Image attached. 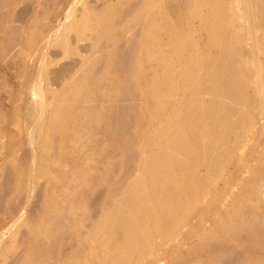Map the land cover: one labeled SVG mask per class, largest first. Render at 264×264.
Returning <instances> with one entry per match:
<instances>
[{
  "label": "bare ground",
  "instance_id": "6f19581e",
  "mask_svg": "<svg viewBox=\"0 0 264 264\" xmlns=\"http://www.w3.org/2000/svg\"><path fill=\"white\" fill-rule=\"evenodd\" d=\"M36 52L0 264H264V0H0V61Z\"/></svg>",
  "mask_w": 264,
  "mask_h": 264
},
{
  "label": "rangeland",
  "instance_id": "374dc122",
  "mask_svg": "<svg viewBox=\"0 0 264 264\" xmlns=\"http://www.w3.org/2000/svg\"><path fill=\"white\" fill-rule=\"evenodd\" d=\"M20 6H22V3L20 4ZM71 34H72V38H73V41H74L75 40V37L73 35L74 33L72 32ZM80 42H82V41H78V43H80ZM59 49L60 48H58L56 46H51L48 49L47 56H48V58L53 60L52 67H58L60 65L61 61L65 62V61H67V59L69 60L71 57L75 56L74 54H70L69 56H66L65 58L64 57L61 58L60 56H56L55 54L60 51ZM38 55H39V53L36 52L33 55V57H31L29 59L27 57H25L24 61H23V57L24 56L21 55L20 57L17 58V60H16L17 63L15 62V63H12V64H6V63H3L2 61H0V73H2L4 75V77L6 78L7 85H8V88H9L8 91H2L3 94L7 95L10 90L20 88V84L23 81V72H24V70H22L23 67L27 66V65L30 67L31 64H33V60L34 59H38ZM57 60H59V61L61 60V61L58 63ZM18 63H21V66H18ZM18 97H20V95H18ZM1 123L3 124L4 122H1ZM5 142H6V137L0 138V159L4 155V150H5V145H6ZM21 149H18L17 152H16L19 156L22 155V150ZM159 263L165 264L166 260L165 259H161V260H159Z\"/></svg>",
  "mask_w": 264,
  "mask_h": 264
}]
</instances>
